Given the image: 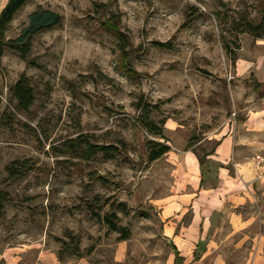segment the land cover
I'll return each instance as SVG.
<instances>
[{
  "label": "rangeland",
  "instance_id": "374dc122",
  "mask_svg": "<svg viewBox=\"0 0 264 264\" xmlns=\"http://www.w3.org/2000/svg\"><path fill=\"white\" fill-rule=\"evenodd\" d=\"M94 2L121 13L122 30L137 49L130 58L136 76L121 69L117 40L102 28ZM261 3L30 0L12 22L8 39L19 35L28 14L38 6L60 13L63 25L34 38L31 58L38 67L8 49L2 58L0 115L9 106V89L21 74L31 79L37 94L31 117L17 115L11 126H0V184L9 196L0 218V260L6 264H172V248L162 235L154 201L173 188L174 164L167 157L145 164V142L152 136L135 125L139 111L134 103L144 94L157 106L152 118L164 119L165 129L170 124L178 130L170 136V145L181 147L196 137L193 149L201 154L215 147L234 120L250 110H263L264 38L237 35L230 27L242 13L257 21ZM191 7L195 10L188 15ZM223 36L240 47L236 61L227 54ZM154 41L168 42L172 49H159ZM258 81L263 84L256 90ZM79 134L95 143H124L125 150L114 160L102 155L89 162L54 156L51 146ZM255 153L264 156L261 150ZM16 160H29L35 169L8 179L6 167ZM90 174L104 180L92 179ZM97 195L126 204L128 213L115 212L119 225L131 231L128 240L119 241V234L87 209L85 203ZM93 211L103 216L112 209L100 203ZM258 230L264 232L251 229L255 234ZM69 234L76 237L81 257L64 252L63 243L71 242ZM249 246L238 253H233V245L227 246V258L208 264H264V247L260 257L245 259Z\"/></svg>",
  "mask_w": 264,
  "mask_h": 264
},
{
  "label": "crops",
  "instance_id": "0c3cea01",
  "mask_svg": "<svg viewBox=\"0 0 264 264\" xmlns=\"http://www.w3.org/2000/svg\"><path fill=\"white\" fill-rule=\"evenodd\" d=\"M7 1L0 3V11ZM167 130L172 137L177 129L169 124ZM226 131L209 156L219 164L213 174L202 176L197 157L185 150L187 142L181 147L170 145L171 150L163 156L173 160L174 186L154 204L163 224L162 235L172 248V264V245L184 264L225 259V248L230 245L233 253H238L249 244L245 259L260 257L264 232L255 234L251 229H264V156L255 153L264 152V109L250 110Z\"/></svg>",
  "mask_w": 264,
  "mask_h": 264
},
{
  "label": "trees",
  "instance_id": "16d2710c",
  "mask_svg": "<svg viewBox=\"0 0 264 264\" xmlns=\"http://www.w3.org/2000/svg\"><path fill=\"white\" fill-rule=\"evenodd\" d=\"M30 0H8L4 8L0 11V67L2 65V58L5 54V50H11L18 54L19 58L29 66L38 67V65L31 58L32 44L34 38L46 31H51L62 27L63 16L51 9L38 6L31 11L27 20L20 31L19 35L15 38H7L8 32L12 22L15 20L16 15L24 8V6ZM224 5V3L222 4ZM94 11L100 14L101 26L108 33H110L117 40V49L120 53V67L126 71L130 76H136V72L130 65V58L133 56L137 49L132 48L131 40L121 27V13L112 12L109 10V5L104 3H93ZM188 15H192L195 8L191 7ZM260 18L255 21L252 20L248 13H242L238 18H233L230 22L231 30H234L238 34H249L255 39L264 38V0L261 3ZM225 20V17H223ZM224 47L231 60L236 61L237 50L240 48L235 41L229 40L226 36H223ZM154 46L159 49L171 50L172 46L168 42L154 41ZM138 50H141L139 48ZM263 83L256 82L255 89L257 90ZM10 104L4 109L0 115V126L9 127L13 122H16L17 115H25L31 117V108L35 103L37 89L32 84L31 79L25 74H21L19 79L10 87ZM136 111H139V116L136 118L135 125L144 129L151 139H147L146 146V159L145 164L159 160L165 154L171 150L170 137L168 130L165 129L166 121L161 119L156 121L152 118V112L157 109V106L148 101L144 94L140 93L134 103ZM23 127H28L25 123H22ZM91 138L84 134H79L76 137L65 139L59 146H51V151L55 157H69L76 158L78 160L89 162L98 155H102L107 160H114L118 154H121L125 150L124 143L117 144H100L90 140ZM198 139L196 137L188 140L185 150H191L199 162L202 176L204 173L213 174L217 169L216 162L209 159V156L214 154L215 147L210 151H203L198 153L193 149ZM218 142L216 143V145ZM215 145V146H216ZM35 169L34 165L29 160L24 161H12L7 167L8 179L22 177L27 172H31ZM92 175V174H90ZM92 179L104 180L102 176L94 177ZM7 179H4L5 182ZM8 193L1 188L0 184V218L4 217V205L8 202ZM110 198H102L99 195L95 196L91 202L87 201L86 207L91 210L93 216L104 222L108 229L112 232L119 234L118 240H128L131 236V231L128 227L119 225V217L115 210H121L123 213H128V209L124 202L110 203ZM103 203L104 205L110 204L111 212L105 213L103 216L97 211H93L96 205ZM101 206L98 210H101ZM71 239L70 243L64 242V252H70L71 254L82 256L81 249L79 247L76 237L69 234ZM174 254V264H184V258L180 255L177 248L172 245ZM196 259V254L194 255ZM0 264H6L3 259L0 260Z\"/></svg>",
  "mask_w": 264,
  "mask_h": 264
},
{
  "label": "built area",
  "instance_id": "2783aa9c",
  "mask_svg": "<svg viewBox=\"0 0 264 264\" xmlns=\"http://www.w3.org/2000/svg\"><path fill=\"white\" fill-rule=\"evenodd\" d=\"M256 159H257V160H259V159H260V157H259V156H257V157H256Z\"/></svg>",
  "mask_w": 264,
  "mask_h": 264
},
{
  "label": "water",
  "instance_id": "95a60500",
  "mask_svg": "<svg viewBox=\"0 0 264 264\" xmlns=\"http://www.w3.org/2000/svg\"><path fill=\"white\" fill-rule=\"evenodd\" d=\"M263 96H264V93H263Z\"/></svg>",
  "mask_w": 264,
  "mask_h": 264
}]
</instances>
